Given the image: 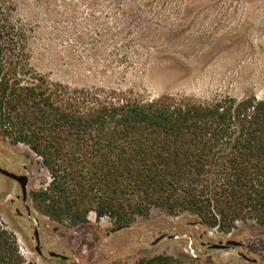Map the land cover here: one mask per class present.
Returning a JSON list of instances; mask_svg holds the SVG:
<instances>
[{
	"label": "rangeland",
	"instance_id": "rangeland-1",
	"mask_svg": "<svg viewBox=\"0 0 264 264\" xmlns=\"http://www.w3.org/2000/svg\"><path fill=\"white\" fill-rule=\"evenodd\" d=\"M0 8L26 30L31 66L52 83L145 102L264 99V0H0ZM0 169L28 180L23 199L0 174V225L26 262L264 264V227L253 223L223 234L154 207L124 229L94 213L86 225H59L31 199L50 182L37 157L0 136ZM228 242L238 245L218 248Z\"/></svg>",
	"mask_w": 264,
	"mask_h": 264
},
{
	"label": "trees",
	"instance_id": "trees-1",
	"mask_svg": "<svg viewBox=\"0 0 264 264\" xmlns=\"http://www.w3.org/2000/svg\"><path fill=\"white\" fill-rule=\"evenodd\" d=\"M0 136L40 160L50 182L31 199L56 224L83 226L94 213L124 229L155 207L223 234L264 227V99L145 102L52 83L31 66L27 32L2 8ZM0 264H33L2 225Z\"/></svg>",
	"mask_w": 264,
	"mask_h": 264
},
{
	"label": "water",
	"instance_id": "water-1",
	"mask_svg": "<svg viewBox=\"0 0 264 264\" xmlns=\"http://www.w3.org/2000/svg\"><path fill=\"white\" fill-rule=\"evenodd\" d=\"M0 174H2L3 176L15 181L16 183L19 184L20 188H21V192H22V195H23V199L25 198V193H26V185H27V178L24 177V176H15L13 174H10L4 170H1L0 169ZM34 237H35V241L36 243L38 244V236H37V232L34 233ZM238 244L236 243H232V242H228L226 244V246H219L218 248H227L229 246H237ZM36 252L38 254H40V251H39V248L36 247ZM50 256H55L54 254H50Z\"/></svg>",
	"mask_w": 264,
	"mask_h": 264
}]
</instances>
